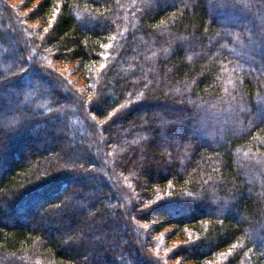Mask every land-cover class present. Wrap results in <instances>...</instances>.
<instances>
[{"label":"trees","instance_id":"16d2710c","mask_svg":"<svg viewBox=\"0 0 264 264\" xmlns=\"http://www.w3.org/2000/svg\"><path fill=\"white\" fill-rule=\"evenodd\" d=\"M19 2L0 0V90L21 109L2 129L0 264H100L33 223L84 176L90 202L49 218L123 231L102 264H264V0ZM59 153L60 175L39 165ZM18 209L33 222L5 219Z\"/></svg>","mask_w":264,"mask_h":264},{"label":"rangeland","instance_id":"374dc122","mask_svg":"<svg viewBox=\"0 0 264 264\" xmlns=\"http://www.w3.org/2000/svg\"><path fill=\"white\" fill-rule=\"evenodd\" d=\"M12 3H14L16 6L21 2H19V0H11ZM16 40L15 39H11L9 40V44L14 46ZM17 58V57H16ZM19 58V57H18ZM13 59H11L10 62H12ZM7 64V63H6ZM5 64V65H6ZM53 65L55 66L56 64L53 63ZM61 69L64 70H68L70 69V67H68L67 64L64 65H60L59 66ZM4 66H1V69H3ZM68 68V69H67ZM34 82H38L37 80L34 79ZM42 87L44 90L48 89V86L45 83H42ZM14 87H9L6 86L4 87V91L0 90V150H8L11 146V144L13 143V136L10 137V139H8L7 135L5 136L4 131L2 129H8V128H12L15 126V123L18 121V118H20L21 115V109H18L14 102L9 99L6 98V96L8 95V93L6 91H13ZM29 87L25 86V92L29 93ZM3 105H4V109H3ZM2 108V110H1ZM19 113V114H17ZM55 133V132H54ZM56 134V133H55ZM86 136V135H85ZM14 137H16V133H14ZM7 138V140H5ZM55 140V139H54ZM53 140V141H54ZM49 141V138L47 136L44 135L43 137V142L42 143H37L36 147L37 149L40 150V148H44L45 144ZM55 144H58L57 141L55 142ZM63 148L65 147L64 144ZM61 146V145H59ZM30 151V150H29ZM33 150L31 152H29L28 154L23 155L24 156V162H31V158L30 155L35 156L36 154L32 153ZM61 153V152H60ZM51 154L49 156V158L46 161H39V165L42 166L43 168L45 166H47L48 164L53 165V167H51V172L52 174L57 173L58 171H60V169L65 170L66 166L64 163H62V156L61 154ZM94 156V158L99 162L100 158L99 155L96 154L95 152H93L92 154ZM77 156V155H76ZM76 156H73V158H76ZM21 160V159H20ZM101 164V161L99 162ZM65 165V166H64ZM64 166V167H63ZM67 169V168H66ZM57 170V171H56ZM61 172L57 173V176L60 175ZM85 178L82 177V180L79 181L78 186L83 185V193L80 192V194L78 195V193H76V191L74 189H70L68 188L67 191H65L63 194H61L62 198H64V203L63 205H60L59 207L53 206V203H48L46 206H40L37 209V213H38V219L34 220V224H37L38 221L40 220V222H44L46 223V225L51 226V228L53 230H55L56 232H54V235L58 236L59 239L62 241V243L64 244V246H72L73 248H75L76 250H80V244H78L79 241H81L82 239L84 240L85 238L89 244V246L84 250L81 251L80 255L82 256V258H86V257H93L94 260L98 261L100 264L104 263L102 261V255H104L103 250H105V246L103 247V250L101 251V256H97L96 254V248L95 246L98 244H100L101 241L106 242L108 246H112L115 245L117 248L119 247V244L124 242L125 240V236L123 234V231H120L118 228H114L112 226V224L107 225V227L102 228L100 227L99 223L100 220L97 219V216L94 215L93 211H88L86 214V217L83 218V221L81 223H79L77 226L75 225L74 230L72 232H66V233H61L62 229V224H61V220H57L56 218L52 219L49 218L50 215L52 216H56L58 217V214L60 213H68L69 211H76V207L81 206V205H85L86 201L90 202L89 196L87 197V194L90 195V193H92V191H94V186H96L97 181H93L91 180L90 177H86ZM82 182V183H81ZM77 183V182H76ZM81 183V184H80ZM70 189V190H69ZM25 187H21V192L24 193ZM20 193V192H19ZM18 192H6L5 195L3 196L4 198H9L10 202H8L5 206L3 204V206L5 207V210H8V208H10L12 203L13 205L16 203V201L18 199L21 198V194H19ZM19 194V195H18ZM86 196V197H85ZM70 199V201H69ZM35 209V210H36ZM16 216H14V218H9L7 216H5V219H7V221L12 222L13 221H19V222H28V223H32L31 222V214H27L24 210H20L18 209L16 212ZM93 214V215H92ZM74 216H72L73 221L75 222V219L77 217L76 213L73 214ZM17 217V218H16ZM79 220V219H78ZM107 230V231H106ZM110 233V234H109ZM107 235V236H106ZM86 241V240H85ZM115 241V242H113ZM118 249H115V251L112 253V255H115V252H117ZM113 251V250H112ZM111 252V251H109ZM111 254V253H110ZM108 255V254H105ZM111 256V255H108ZM23 261H29V259L27 258H23ZM108 264H113V261L109 258V261H107ZM146 264H153V261L151 260H147Z\"/></svg>","mask_w":264,"mask_h":264}]
</instances>
